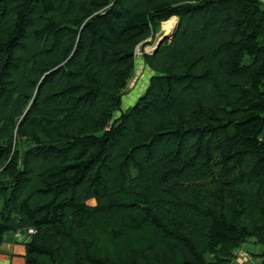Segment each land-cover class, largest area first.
I'll list each match as a JSON object with an SVG mask.
<instances>
[{"label": "trees", "instance_id": "16d2710c", "mask_svg": "<svg viewBox=\"0 0 264 264\" xmlns=\"http://www.w3.org/2000/svg\"><path fill=\"white\" fill-rule=\"evenodd\" d=\"M173 17L125 109L137 48ZM29 229L26 264L264 246V0H0V254Z\"/></svg>", "mask_w": 264, "mask_h": 264}, {"label": "rangeland", "instance_id": "374dc122", "mask_svg": "<svg viewBox=\"0 0 264 264\" xmlns=\"http://www.w3.org/2000/svg\"><path fill=\"white\" fill-rule=\"evenodd\" d=\"M165 23L166 22H163L161 24L160 29H159L160 31L164 30V24ZM160 31H159V33H156V39L153 42V44H151V45L150 44H147V45L141 44L136 50L135 71H134L132 79L130 80V86L127 90V95L124 97V100H123V107L125 109H127L129 106L134 105L141 98V96H143V94L146 92V90L150 84L151 78L154 76V72L145 63L144 54H151L150 53L151 50L153 49V47L158 42L160 36L163 34V32L161 33ZM151 40L152 39H150L149 41H151ZM23 234H25V233H23ZM34 235H31V236H34ZM8 236H10L14 241L20 243L21 245H24L27 243L26 241H24V240H27L26 239L27 235H22L21 233H19V231L8 234L6 236V240L8 239ZM239 251L241 252V253H239L240 258H245L251 264H258V262H257L258 257L256 255H258L264 251V246L257 244L255 242V240L252 239L248 244H246ZM245 252H247L248 255L244 256L243 253H245ZM210 260H213V257L210 258ZM227 264H238V263L235 260V261H233L231 263H227Z\"/></svg>", "mask_w": 264, "mask_h": 264}, {"label": "crops", "instance_id": "0c3cea01", "mask_svg": "<svg viewBox=\"0 0 264 264\" xmlns=\"http://www.w3.org/2000/svg\"><path fill=\"white\" fill-rule=\"evenodd\" d=\"M25 252L26 248L24 245H21L8 236V239L2 246L0 264H26ZM235 260L238 264H251L245 258H240L239 256Z\"/></svg>", "mask_w": 264, "mask_h": 264}, {"label": "bare ground", "instance_id": "6f19581e", "mask_svg": "<svg viewBox=\"0 0 264 264\" xmlns=\"http://www.w3.org/2000/svg\"><path fill=\"white\" fill-rule=\"evenodd\" d=\"M177 25H178V18H176V17L172 18L171 20H169L168 22H166L164 24L163 34L160 36L157 44L153 47L151 52L154 51V49L156 48V46L159 44L160 41H162L166 37L172 38V36L174 35V32L177 28Z\"/></svg>", "mask_w": 264, "mask_h": 264}, {"label": "water", "instance_id": "95a60500", "mask_svg": "<svg viewBox=\"0 0 264 264\" xmlns=\"http://www.w3.org/2000/svg\"><path fill=\"white\" fill-rule=\"evenodd\" d=\"M179 19H178V25H179ZM178 25H177V28H178ZM177 28H176V30H177ZM176 30H175V32H176ZM161 33L163 32V30L162 31H160ZM174 35H175V33H174ZM174 35L172 36V38H168V37H166L165 39H163L162 41H160L159 42V44L156 46V48L154 49V51H152V52H150L151 54H154L159 48H160V46L166 41V40H172L173 38H174ZM157 44V43H156Z\"/></svg>", "mask_w": 264, "mask_h": 264}, {"label": "built area", "instance_id": "2783aa9c", "mask_svg": "<svg viewBox=\"0 0 264 264\" xmlns=\"http://www.w3.org/2000/svg\"><path fill=\"white\" fill-rule=\"evenodd\" d=\"M19 233H21L22 235H27V236H26V239H27V240H24V241L28 242L29 239L31 238V235L36 234V230H34V229H29V230L27 231V233H25V234H23L22 232H19ZM24 238H25V237H24ZM24 238H23V239H24Z\"/></svg>", "mask_w": 264, "mask_h": 264}]
</instances>
